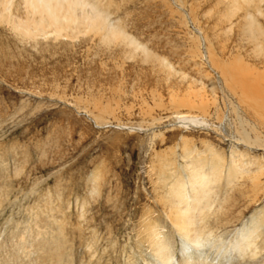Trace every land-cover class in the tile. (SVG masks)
<instances>
[{"label":"rangeland","instance_id":"374dc122","mask_svg":"<svg viewBox=\"0 0 264 264\" xmlns=\"http://www.w3.org/2000/svg\"><path fill=\"white\" fill-rule=\"evenodd\" d=\"M90 1L135 47L0 23V264H158L150 227L179 264L170 188L194 167L221 172L191 259L264 264V0Z\"/></svg>","mask_w":264,"mask_h":264},{"label":"bare ground","instance_id":"6f19581e","mask_svg":"<svg viewBox=\"0 0 264 264\" xmlns=\"http://www.w3.org/2000/svg\"><path fill=\"white\" fill-rule=\"evenodd\" d=\"M255 1L260 2L262 0H231L228 3L230 4V2H232L231 7H233V10L231 13L233 15L236 10L242 7V3H245L248 6ZM256 8L257 10L260 9L258 7ZM248 13H250V11ZM250 14H246L248 16V21H246L247 16L243 21L247 23L245 26L247 32L251 33L255 28L253 26V17ZM104 15L105 14L101 12L93 2L91 3L90 0H0V23L10 24L14 32L17 31V34L19 33V35L34 37L37 35L53 34L55 37L63 35L73 37L74 31H77L80 25L87 24L86 26L89 30L101 32L102 37L106 40L121 38L127 40L128 43L133 45L134 41L131 38H128L127 34H125L121 28L116 25L111 24L110 26L106 24V15ZM244 17L245 16H243V19ZM133 46L135 47V45ZM222 69H224L225 74L232 77V74L227 67ZM255 102L254 104L256 105L257 103ZM182 118L187 119V121L189 120L190 123H198V121H196L197 118L195 117L182 116ZM187 167L189 168V166ZM217 168L218 167H214L206 170L205 167H194L192 170L190 169L191 171L189 175L184 172L188 175L187 183L183 178H179L176 181L174 180L173 185L170 188V218L176 226L179 235L184 239L182 247L184 257L179 264H202L203 262H200L199 260L194 261L191 259V256H193L194 253L195 256L199 253L201 255L202 251L200 250L201 247H203V242L208 240L207 237L212 233L206 225L205 218L206 213L212 206L213 202V200L211 201L209 199L210 195L208 193V187L211 181L213 182L214 180L215 182V178L219 174V171L221 172L220 168ZM240 170L243 169H239V171ZM239 171H236L234 168L229 174L230 176L232 174L235 175V173H240ZM172 176L174 177V175ZM211 198H213V196H211ZM258 225V222H252L251 227L248 228L244 234H241L239 236L240 238L235 241L232 252H235V254L237 253L241 257L245 255V257L247 256L248 258L252 256L254 257L257 254L256 251L258 248L255 245V238L258 234H256L255 231ZM148 237L149 241H147L153 246L154 253L159 259L157 263L168 264L171 257L169 256L168 244L166 241L161 239L159 233L153 227H150ZM199 256L197 255L196 257Z\"/></svg>","mask_w":264,"mask_h":264}]
</instances>
